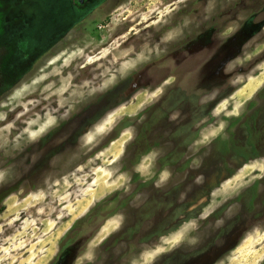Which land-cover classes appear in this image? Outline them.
Segmentation results:
<instances>
[{"label": "rangeland", "instance_id": "obj_1", "mask_svg": "<svg viewBox=\"0 0 264 264\" xmlns=\"http://www.w3.org/2000/svg\"><path fill=\"white\" fill-rule=\"evenodd\" d=\"M0 264H264V0H0Z\"/></svg>", "mask_w": 264, "mask_h": 264}, {"label": "flooded vegetation", "instance_id": "obj_2", "mask_svg": "<svg viewBox=\"0 0 264 264\" xmlns=\"http://www.w3.org/2000/svg\"><path fill=\"white\" fill-rule=\"evenodd\" d=\"M78 2H84V0H78ZM230 50L233 52V51H235V49L234 48H230ZM219 57V54H218V56L216 57V58H218ZM223 63V64H222ZM214 64V63H213ZM229 64V62H228V60H222V61H219V62H217V65H219V66H221V67H219L220 69H219V71L221 72V71H224L225 70V68L227 67V65ZM177 83V82H176ZM211 85V83L209 82L206 86H207V88L205 89L204 87H203V89H201L200 91H203V90H205V92H207V94L209 95V94H212L213 92H215V90L214 89H211V87L212 86H210ZM181 88V87H180ZM210 90V91H209ZM220 90V89H219ZM204 92V93H205ZM220 92V91H219ZM197 93V92H196ZM196 93H194V94H192V95H190V97H188V99H184V101H183V111L181 112V113H184V112H187V113H189V112H191V111H196V110H198L197 109V107H199V108H202V106H204L203 104H201V102H200V99L202 100V98H201V96H205V94L204 93H202V94H196ZM216 97L217 98H213V100L212 101H210L209 102V104H208V102H207V106L210 108V106L209 105H211V106H214V104H215V102L217 101V99H218V92H217V95H216ZM193 100H197V106H196V102H193ZM204 104H205V102H203ZM206 105V104H205ZM171 110V109H170ZM166 154H167V152H166ZM169 164H171V163H169ZM163 166H165V165H163ZM171 166V165H170Z\"/></svg>", "mask_w": 264, "mask_h": 264}, {"label": "bare ground", "instance_id": "obj_3", "mask_svg": "<svg viewBox=\"0 0 264 264\" xmlns=\"http://www.w3.org/2000/svg\"><path fill=\"white\" fill-rule=\"evenodd\" d=\"M113 50H114V48H112ZM113 52V51H112ZM119 53V52H118ZM122 53H123V51H122ZM110 54H111V52H110ZM132 54H133V51H126L124 54H122V59H128L129 57H131L132 56ZM136 55V54H135ZM119 57V56H118ZM117 58V57H116ZM131 58H133V57H131ZM100 59V58H99ZM106 59V58H105ZM113 59H115V58H113ZM112 61V60H111ZM116 61V60H115ZM118 62V61H117ZM124 62V61H123ZM111 63H113V61L111 62ZM123 64H125V63H123ZM119 66V65H118ZM86 67V66H85ZM88 68V67H87ZM108 68V67H107ZM113 75H115V74H113ZM103 77V76H102ZM105 77V76H104ZM114 78V77H113ZM112 78V79H113ZM102 80V79H101ZM91 110V109H90ZM102 189H103V187H101ZM105 189V188H104ZM102 191V190H101ZM89 196H91V195H89ZM86 201V200H85ZM88 201V200H87ZM83 203V202H82ZM83 205V204H82Z\"/></svg>", "mask_w": 264, "mask_h": 264}, {"label": "snow or ice", "instance_id": "obj_4", "mask_svg": "<svg viewBox=\"0 0 264 264\" xmlns=\"http://www.w3.org/2000/svg\"><path fill=\"white\" fill-rule=\"evenodd\" d=\"M111 119H112V118L109 117L108 120L105 121V124H108V123L111 121ZM50 123H51V121H50ZM96 131H97V132H103L104 129H103V127H101V128H98ZM87 139H88V141H91V140L93 139V136H92V135H89ZM157 251H161V250L158 249Z\"/></svg>", "mask_w": 264, "mask_h": 264}]
</instances>
